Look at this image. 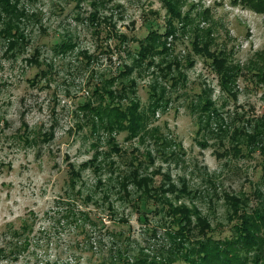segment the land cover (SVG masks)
<instances>
[{
    "label": "rangeland",
    "instance_id": "obj_1",
    "mask_svg": "<svg viewBox=\"0 0 264 264\" xmlns=\"http://www.w3.org/2000/svg\"><path fill=\"white\" fill-rule=\"evenodd\" d=\"M242 225L264 264V12L0 0V264H183Z\"/></svg>",
    "mask_w": 264,
    "mask_h": 264
},
{
    "label": "trees",
    "instance_id": "obj_2",
    "mask_svg": "<svg viewBox=\"0 0 264 264\" xmlns=\"http://www.w3.org/2000/svg\"><path fill=\"white\" fill-rule=\"evenodd\" d=\"M237 1V0H236ZM243 5L250 7L253 10L263 13L264 12V0H240ZM160 35V34H157ZM149 38V36H148ZM126 114L120 115L118 118L122 121H126ZM131 120H128L130 122ZM243 226V225H242ZM239 235L231 238H225L223 240H213L208 237V241H203L198 244L197 252L194 254H186L180 260L183 264H252L251 256H249V249H253V246L257 245L253 243L251 238V230L246 225L240 227ZM256 237V236H255ZM261 253L263 256H258L260 260H264V252L261 249L254 250ZM172 260V259H171ZM168 258L163 261H155L154 263L146 264H172ZM142 261L126 262L123 264H140ZM144 263V262H143ZM116 264V263H113Z\"/></svg>",
    "mask_w": 264,
    "mask_h": 264
}]
</instances>
